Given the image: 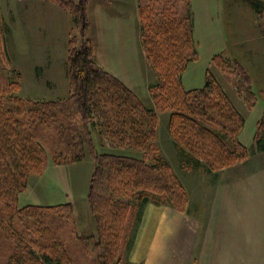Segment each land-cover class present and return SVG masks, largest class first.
<instances>
[{
  "label": "trees",
  "instance_id": "trees-1",
  "mask_svg": "<svg viewBox=\"0 0 264 264\" xmlns=\"http://www.w3.org/2000/svg\"><path fill=\"white\" fill-rule=\"evenodd\" d=\"M53 1L69 10L75 26L86 29L87 0ZM138 1L141 45L156 73L152 96L161 111H169L168 130L183 159L220 170L263 151L264 116L256 124L254 144L246 150L238 139L244 117L209 72L200 88L186 89L181 82L188 62L198 58L191 0ZM251 5L264 12L259 0ZM2 31L0 12V55L7 59ZM68 40L71 90L65 98L20 97L15 91L18 75L0 62V264L75 261L64 234L73 221L71 204H18L29 177L42 172L48 159L71 164L84 160L87 149L93 156L87 195L98 232L75 237L95 239L101 246L95 264H124V247L130 245L127 225L135 207L148 201L172 203L178 210L186 207L182 181L158 152L156 112L94 62L91 40L78 47L74 36ZM218 60L227 63L213 56L214 63ZM94 128L117 148L133 149L138 155L100 152Z\"/></svg>",
  "mask_w": 264,
  "mask_h": 264
},
{
  "label": "rangeland",
  "instance_id": "rangeland-1",
  "mask_svg": "<svg viewBox=\"0 0 264 264\" xmlns=\"http://www.w3.org/2000/svg\"><path fill=\"white\" fill-rule=\"evenodd\" d=\"M29 1L35 0H3L2 3L3 16L10 28L8 31L2 19L4 44L6 45L7 41L10 46L14 62L11 64L9 56L4 59L1 55L0 62L8 71H14L18 75L16 77L18 87L15 90L17 94L31 100L68 97L71 90L67 74L68 39L74 36L77 47L85 39L91 40L94 62L117 76L134 91L147 108L156 112L158 152L167 161L177 178L182 181L186 202L188 203L190 199L189 195L192 200L198 202L206 199L208 189L200 190L198 185L212 182L213 174L217 169L211 170L205 162L199 165H194L191 161L186 162L177 151L168 130L169 111H161L152 96L151 87L156 81V73L150 67L141 45L139 1L87 0V27L83 31L80 25L75 26L68 9L55 1L45 0L43 3L50 8H46L42 13V17L45 18L42 25L45 30L44 47L47 49L49 46L51 57L36 62L42 67L40 71H36L37 73L32 72L33 65L29 67L30 62L26 61V57L30 55L25 52V40H31L32 47L36 48V41L41 40L40 34L44 31L37 34L34 30L35 25L37 27L39 24V14L34 13L32 9L24 10L25 4H31ZM251 1L191 0L190 10H192L193 34L198 58L188 62L181 77L186 89L200 88L206 83L208 71L210 77L212 76L220 84L236 109L243 115L244 126L241 130L242 134L240 132L239 135L241 134V138L246 142L251 141L252 134L257 130V122L264 116V12L256 11ZM259 1L264 7V0ZM31 55L37 59L43 58L41 53L36 55L31 52ZM215 55L220 56L221 60H226L227 63H220L219 60L218 64L214 63L212 59ZM32 73H36L35 76L39 78L37 81L30 77ZM38 81L41 84L45 81L52 90L42 93L29 92L25 85L30 82L31 85L42 88L37 86ZM92 135L94 144L100 152H128L138 155L133 149L117 148L106 140L97 128H94ZM244 147L246 150L251 149L246 145ZM93 169L94 159L89 149L84 160L71 164L59 165L48 159L44 170L31 175L26 190L17 196L20 206L28 203L50 205L69 202L71 204L73 221L69 219L64 234L66 249L75 258L73 264H95L96 256L101 253V246L95 244V239L89 238L85 241L75 237L77 234L98 232L87 195ZM162 204H171L176 208L172 203H159ZM152 205L158 206L148 201L144 206L134 208L132 221L127 225L129 227L127 238L130 240L127 244L130 245L124 247L126 256L130 253L132 238L136 236L138 230L136 227L143 218V213ZM185 208L177 210L182 212ZM138 214L141 216L139 221H137ZM74 230L76 233H73ZM94 236L96 238V235Z\"/></svg>",
  "mask_w": 264,
  "mask_h": 264
},
{
  "label": "crops",
  "instance_id": "crops-1",
  "mask_svg": "<svg viewBox=\"0 0 264 264\" xmlns=\"http://www.w3.org/2000/svg\"><path fill=\"white\" fill-rule=\"evenodd\" d=\"M29 2L24 10L32 9L39 14V24L34 30L37 34L44 31L41 40L36 41V48L31 40H25V52L30 55L26 61L36 72L42 68L36 62L51 57L49 46L44 47L42 27L45 21L42 13L50 7L43 3L45 0ZM2 3L0 0L1 17L6 23ZM5 47L12 64L14 55L7 41ZM31 52L41 53L43 58L37 59ZM36 73L30 77L37 81ZM25 86L31 93L52 90L45 81L37 83L41 89L31 82ZM241 134V142L251 147L254 133L250 142L244 141ZM213 176L212 182L198 185L200 190L208 189L206 199L198 202L189 195L182 212L171 204L149 206L136 227L124 264H264V150L252 152L238 164L217 170Z\"/></svg>",
  "mask_w": 264,
  "mask_h": 264
}]
</instances>
